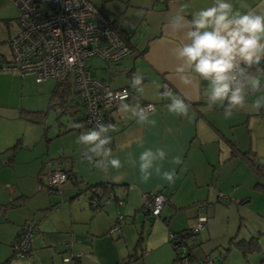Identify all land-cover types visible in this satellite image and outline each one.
Listing matches in <instances>:
<instances>
[{"label": "crops", "instance_id": "crops-1", "mask_svg": "<svg viewBox=\"0 0 264 264\" xmlns=\"http://www.w3.org/2000/svg\"><path fill=\"white\" fill-rule=\"evenodd\" d=\"M212 2L135 0L134 3L129 2L121 13L125 16L123 19H118L119 15L113 17L123 30L130 31L133 52L115 62L94 57L102 63L94 67L88 63L89 68L112 88L128 86L131 74L142 75L144 91L137 93L135 100L139 98L140 103L156 104L149 115L155 124H141L130 112L123 113L120 108L111 115L118 121L111 148L122 162L119 169L109 167L105 172L83 159L82 146L77 145L75 140L85 130L72 129L61 133L65 128L74 127L76 122L68 126L60 122L59 130L51 133L44 121L35 122L22 115L23 109L34 110L25 103V94L28 93L26 78L33 75L8 71L0 74V167L12 168L14 172L12 179H4L0 174V184L6 181L4 185L8 188L6 198H0V264H73L63 260L69 250L81 254L77 264H117L129 254L139 253V231L143 235L144 254L133 261L142 260L144 264H151L150 260L154 259L157 264H177L173 263L175 251L169 235L172 231L190 227L185 222L171 224L172 212L193 207L192 211L197 213L199 203L206 200L208 203L215 196L225 201L226 197L220 189L230 183L233 186L237 181H232L229 174L222 178L224 166L241 160L251 170L245 180H249V184L254 183L257 191L264 192V170L257 171L242 155L249 151L255 154L258 161L260 158L264 162V152L260 153L264 129L252 128L249 123L250 115L257 111L252 110V104L258 93H249L244 108L236 110L231 118L226 119L222 107L208 106L205 96L207 82L189 73L193 83L186 85L175 71L181 62L176 59L174 49L183 43V38L181 33L170 30L169 17L181 5L189 3L191 7L184 14L190 20L192 13L210 6ZM231 2L241 11L264 4V0ZM130 5H134L131 11ZM7 58H0V65ZM99 68L102 71L96 70ZM109 73L112 75L106 77ZM113 75H116L115 80ZM164 81L173 86V94L184 98L190 105L187 116L168 111L170 98L164 96L161 89ZM261 89L264 92V87ZM259 111L263 113L264 108ZM243 121L248 125L249 139L240 132L239 136L236 131L235 126ZM14 143L18 144V148L12 155V165H9L10 147ZM146 148L166 151L167 159L158 163H162V172H174L173 182L165 180L162 174L155 171L147 181L143 180L139 171V155ZM177 157L179 164L174 163ZM259 162L264 169V163ZM56 166L69 171L71 177L62 184L60 191L52 192L48 188L47 191L44 175ZM18 171L24 177L21 183ZM101 182H112L123 203L112 202L95 210L89 203L90 191L86 189ZM152 192L166 194L168 207L165 205L159 217L150 219L142 213V200L145 193ZM249 200L250 196H246L240 202ZM13 201L17 204L9 206ZM119 214L123 215L119 222L122 233H110ZM27 220L35 224L32 250L29 256L19 257L14 255L13 242L18 239L20 229ZM213 221L208 216V233H212ZM232 239L239 240L236 236Z\"/></svg>", "mask_w": 264, "mask_h": 264}, {"label": "built area", "instance_id": "built-area-1", "mask_svg": "<svg viewBox=\"0 0 264 264\" xmlns=\"http://www.w3.org/2000/svg\"><path fill=\"white\" fill-rule=\"evenodd\" d=\"M13 1L19 9L17 18L19 31L8 42L10 57L0 67V73L8 71L20 75H33L35 82L68 76L83 105L81 124L84 128L90 129L98 121L114 125L111 116L113 112L120 108L121 102L129 103L137 96L134 94L135 89L131 87L134 74L130 76L129 86L112 88L90 72L88 61L99 57L104 61L115 62L132 53L133 45L129 41V31L123 30L116 20L108 18L105 11L94 6L89 0ZM43 4L49 5V11L43 12L40 9ZM70 58L72 63H69ZM172 88L168 81H164L162 93L169 90L173 92ZM124 96L128 97L126 101H122ZM141 104L151 105L152 110L156 107L152 102ZM44 177L46 188L58 192L67 181L68 173L60 166H56L48 170ZM98 201L96 197L92 200L93 203L101 202L105 205L112 202L123 203V198L111 189ZM142 201V213L147 218H156L161 215L168 197L163 192L145 193ZM207 206L206 201L198 204L199 220L197 226L192 228L193 232L206 229ZM122 217V214L118 215L110 233H122L119 226ZM34 229L35 224L32 220H27L23 224L18 239L13 242L14 255L19 257L30 255ZM169 236L175 248L185 255L188 251L187 244L172 233ZM66 253L63 258L65 262L78 263L80 253L73 250ZM216 258L207 255L204 259L208 264H216L218 261ZM183 260V264H189L188 260Z\"/></svg>", "mask_w": 264, "mask_h": 264}, {"label": "clouds", "instance_id": "clouds-1", "mask_svg": "<svg viewBox=\"0 0 264 264\" xmlns=\"http://www.w3.org/2000/svg\"><path fill=\"white\" fill-rule=\"evenodd\" d=\"M189 3L181 5L168 19V26L173 33H181L183 43L174 49L177 60L175 71L181 81L190 85L193 80L189 73L207 82L205 92L209 107L223 108L224 117L231 118L234 112L242 109L249 93H255L264 87V4L241 11L231 0H213L210 6L201 8L186 19L185 11ZM72 63V58L69 59ZM144 77L135 74L131 87L137 93H143ZM170 98L168 111L178 116H187L190 105L185 99L173 94L170 90L163 94ZM127 96L122 97L126 101ZM252 107L259 111L264 108V95L256 98ZM151 105H142L139 98L134 103L121 102L120 111L131 113L139 123L155 124L149 119ZM75 128H83L75 124ZM116 126L96 122L95 126L82 131L75 140L82 146V157L94 167L108 171L109 167L119 169L121 160L113 154L110 147ZM167 159L164 149L155 151L144 149L139 155V171L147 181L152 172L162 174L169 182L174 181V172L163 171L162 163ZM174 163L179 164L177 157Z\"/></svg>", "mask_w": 264, "mask_h": 264}, {"label": "rangeland", "instance_id": "rangeland-1", "mask_svg": "<svg viewBox=\"0 0 264 264\" xmlns=\"http://www.w3.org/2000/svg\"><path fill=\"white\" fill-rule=\"evenodd\" d=\"M94 6L104 7L108 18L114 19L117 16L119 18H124L125 16L121 13L128 7V3H134L135 0H89ZM13 0H0V58L5 56L6 58L10 56V48L8 47L9 40L16 35L19 31V24L17 22L19 9ZM43 12L49 11V5H42ZM134 9V5L129 6V10ZM88 63L94 67L100 62L97 58H91ZM97 71H102V69H96ZM108 73V71H106ZM112 74H108L109 77ZM114 79L116 75L112 76ZM28 93L25 94V103L29 108L34 110H46L49 105V99L51 90L54 88L57 80L55 78H49L41 83L35 82V78L30 76L26 78ZM115 80V79H114ZM44 87V88H42ZM255 98L264 95L263 89L258 92L251 93L250 95L257 94ZM252 110H255L254 108ZM223 111V110H221ZM44 119V124L46 129L50 130L51 133L56 129L59 130V123L63 125H73L75 120L68 114V112H61L58 108H49L48 114ZM252 128L255 126L264 129V112L254 111L250 115V121ZM61 125V126H62ZM63 125V126H64ZM50 127V128H49ZM52 127V128H51ZM63 128V127H62ZM235 128L240 136L239 132L244 136L247 135L248 125L245 121L238 123ZM85 131L87 128H83ZM58 144V142H55ZM263 147L260 149V153L264 152V136L262 139ZM261 147V146H260ZM264 159V158H263ZM262 163L263 160L259 158ZM4 171V172H3ZM247 171V172H246ZM250 168L241 162V160H235L224 166L222 169V178L226 175L232 176V181L235 179L237 183L233 186L223 187L220 190L221 193L225 195L226 200H221L218 196L213 197L214 199L208 201L209 205L207 208V215L209 219H213L214 225L212 227V233H208L207 229L198 232L194 238L190 240L194 247L193 253L194 257L189 259V264H201L207 255L212 257L220 256V252L224 251L226 257L222 260V264H261V260L264 259V192L257 191L254 189V183L249 184V180H245L250 175ZM12 168L0 167V174L4 179H12ZM15 177V176H14ZM19 183L24 180L22 173L18 171ZM17 178V179H18ZM222 182H225L222 180ZM254 182V181H253ZM6 181L0 184V198H6L7 196V185ZM44 187V186H43ZM235 187V188H234ZM45 188V187H44ZM229 188V191L227 189ZM47 188H45L46 190ZM215 186H213L212 192H214ZM216 190H218L216 188ZM48 191V189H47ZM218 195V191L215 193ZM246 196H250L248 202L241 203L240 201ZM207 201V200H206ZM228 201V204H226ZM226 202V203H225ZM165 207H168L167 204ZM197 208V206L195 205ZM194 210L193 207H186L185 210H177L172 212L173 217L170 220L172 223L182 224L186 223V226L194 228L197 226L199 220L198 211ZM194 222V223H193ZM252 235L256 236L259 241L258 249L248 253L247 257H244L241 250L234 246L232 243L233 236L236 239L240 238H250ZM173 248V246H172ZM228 248V249H227ZM188 251H186L187 253ZM151 264H157V262L152 259ZM172 263V262H171ZM169 263V264H171ZM131 264H144L142 260H135ZM177 264H182V262H177Z\"/></svg>", "mask_w": 264, "mask_h": 264}, {"label": "trees", "instance_id": "trees-1", "mask_svg": "<svg viewBox=\"0 0 264 264\" xmlns=\"http://www.w3.org/2000/svg\"><path fill=\"white\" fill-rule=\"evenodd\" d=\"M100 9H103V8H100ZM129 33H130V31H129ZM5 62L6 61H3L2 64ZM2 64L0 65V67L2 66ZM89 69H90V72L93 74V72L91 71V68H89ZM94 76H96V75H94ZM96 77H98V76H96ZM98 78H100V77H98ZM100 80H102V79L100 78ZM37 83H40V82H37ZM49 94H50L49 105H47L48 108L46 110L23 109L21 111L22 115L29 120L41 123L44 121L43 118H45L47 116L49 108H58L61 112H68V114H70V116L74 118V120L77 124H81V121L83 120V105H81V102L77 96V93L74 89L72 81L70 80V77L66 76V77H63L60 79L57 78V83L55 84L54 88L51 90V93H49ZM134 94L137 95V92L136 93L134 92ZM133 100H135V98ZM113 120L115 122L114 125L116 126L118 124V121L115 118H113ZM83 128L78 129L75 127H69V128H65L63 131H61V133L70 131L72 129L80 131V129H83ZM109 135L113 136V132H110ZM111 146H112V144L110 145V147ZM17 148H18L17 143H14L13 146L10 147L12 154H11V156H9L10 158L7 161V163L9 165H12V163H13L12 155H14L15 150ZM242 155L244 156V160H246L257 171L263 172V170H264L262 168L263 166L258 161V159H256L255 154L247 151V152L242 153ZM67 173H68V178H70L71 177L70 172L67 171ZM77 183H79V182H77ZM257 186L259 187L260 185L257 184ZM113 188H115V185L112 182L111 183H106V182L102 183L101 182V183H98L95 185H89L87 187L86 190L90 191L89 203H91L92 207L95 210L104 206V204L99 202V201H100V199L102 200L103 197H105V195ZM94 197L98 198L99 204L92 202ZM15 204H17V203L15 201H13V203L12 202L9 203V206H15ZM150 219H153V218H150ZM171 233L173 235L178 236L180 239H182L187 244L186 248H188V252L185 255H182L181 252L177 248H175L174 242L171 239H169V241H170V243L173 246V249L175 251V259L173 260L174 261L173 263L180 261L183 264V261H184L183 259L190 261L189 259H191L195 256L193 253L194 249L192 248V247H194V245L192 244V242H190V240L192 238H194L198 232H193L192 228H187V229H183V230H180L177 232L172 231ZM142 236H143L142 232L139 231V236H137V238H138L137 239V246H138L139 253H131L127 257H125L121 262H118L117 264H131V261H133L134 259L142 258L143 254H144V246H143V237ZM231 240H232V243H234V246H236V248L241 250L244 257H247L248 253L258 249V246H259L258 245L259 244L258 238L255 236H252L249 239H239V240L231 239ZM225 254L226 253L224 251L220 252V256H217V258H216V259H218L216 264H222V260L224 259V257H226ZM201 264H208V263H207L206 259H204ZM261 264H264V259L261 260Z\"/></svg>", "mask_w": 264, "mask_h": 264}]
</instances>
